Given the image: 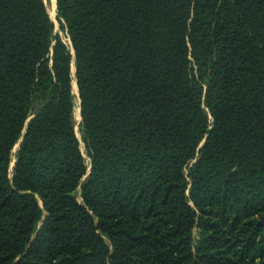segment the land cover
Listing matches in <instances>:
<instances>
[{
	"label": "trees",
	"instance_id": "obj_1",
	"mask_svg": "<svg viewBox=\"0 0 264 264\" xmlns=\"http://www.w3.org/2000/svg\"><path fill=\"white\" fill-rule=\"evenodd\" d=\"M56 8L0 0V264H264V0Z\"/></svg>",
	"mask_w": 264,
	"mask_h": 264
},
{
	"label": "rangeland",
	"instance_id": "obj_2",
	"mask_svg": "<svg viewBox=\"0 0 264 264\" xmlns=\"http://www.w3.org/2000/svg\"><path fill=\"white\" fill-rule=\"evenodd\" d=\"M47 1H50V0H45V4H46V6H47ZM47 10H48V7H47ZM51 19H52V18H51ZM52 21L55 23V28H56V29H55V32L58 33V34L61 36L62 40H63L68 46H70V45H71V44H70V40L68 39L66 33H64V32H62V31L60 30V26H59L58 21H57V8H56L55 20H52ZM74 67H75V65H74V62H73V67H72V70H73V76H74V74H75V68H74ZM78 99H79V97H78ZM80 116H81V115H80ZM74 118H75V115H74ZM80 123H81V122H80ZM75 126H76L77 136H78L79 140L81 141V147H82V150H83L84 156H85V158L87 159V162L90 163V159H89V157H88V155H87L86 148H85V144H84V142H83V135H82V132H81V130H80V124L77 123V120H75ZM78 132H79V133H78ZM18 146H19V144H17V145L15 146L14 150H13L12 163L15 162V158H14V156H15V154H16L17 151H18ZM13 159H14V160H13ZM13 168H14V164H13L12 168H10L12 172H13ZM12 172H11V174H12Z\"/></svg>",
	"mask_w": 264,
	"mask_h": 264
},
{
	"label": "bare ground",
	"instance_id": "obj_3",
	"mask_svg": "<svg viewBox=\"0 0 264 264\" xmlns=\"http://www.w3.org/2000/svg\"><path fill=\"white\" fill-rule=\"evenodd\" d=\"M47 7H48V12H49L50 17L52 18V20H55L56 0L47 1ZM73 93H74V96H75V109H74L75 120H77V123L80 124V122H81L80 105H79V99H78V87H77L75 79L73 81ZM12 166H13V163H11L10 167L12 168Z\"/></svg>",
	"mask_w": 264,
	"mask_h": 264
},
{
	"label": "water",
	"instance_id": "obj_4",
	"mask_svg": "<svg viewBox=\"0 0 264 264\" xmlns=\"http://www.w3.org/2000/svg\"><path fill=\"white\" fill-rule=\"evenodd\" d=\"M57 1V0H56ZM70 44H71V42H70ZM74 54V53H73ZM75 68V73H76V67H74ZM74 77H75V75H74ZM76 84H77V81H76ZM77 87H78V85H77ZM78 97H79V90H78ZM79 105H80V99H79ZM80 115H81V112H80ZM82 120V119H81ZM19 147H20V144H19V146H18V149H19ZM14 165H15V162L13 163Z\"/></svg>",
	"mask_w": 264,
	"mask_h": 264
}]
</instances>
